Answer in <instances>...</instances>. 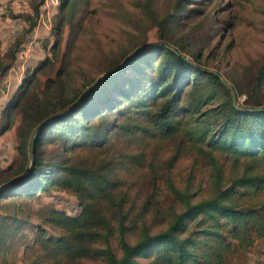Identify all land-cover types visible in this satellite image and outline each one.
<instances>
[{"label": "trees", "instance_id": "16d2710c", "mask_svg": "<svg viewBox=\"0 0 264 264\" xmlns=\"http://www.w3.org/2000/svg\"><path fill=\"white\" fill-rule=\"evenodd\" d=\"M43 1L30 5V15H21L29 28ZM78 1L56 0L53 57ZM148 3L143 9L149 11ZM179 4L177 0L172 13L154 19L159 43L122 50L97 81L82 89L74 86L65 70V51L60 66L47 71L40 86L37 75L53 67L45 57L23 74L1 110L0 133L18 115L14 136L19 161L0 171L6 173L0 186L14 180L0 188V199L62 190L80 206L76 216L51 208L43 219L58 236H40L33 244L56 262L225 264L231 254L264 237V56L249 89L235 78L228 80L229 87L216 71L200 65L204 45L177 42ZM20 44L15 41L0 56V76ZM240 96L245 97L241 103ZM113 137L178 138V145L194 151L207 167L204 196L168 179L170 212L164 228L151 230L152 223L143 217L150 205L145 201L139 210L126 206L133 200L116 175L117 169L136 166L141 159L137 154H120L119 161L106 158ZM156 187L154 183V193ZM1 219L5 216L0 214Z\"/></svg>", "mask_w": 264, "mask_h": 264}, {"label": "rangeland", "instance_id": "374dc122", "mask_svg": "<svg viewBox=\"0 0 264 264\" xmlns=\"http://www.w3.org/2000/svg\"><path fill=\"white\" fill-rule=\"evenodd\" d=\"M37 1L30 0L29 4ZM176 1L79 0L74 18L62 29L59 51L53 57L50 45L54 40L52 29L57 19L56 0H44L39 5L33 28H29L21 18L23 14H31L27 11L26 0H0V13L5 17L0 53L15 41L21 43L11 64L13 66L0 76V84L7 73L21 78L42 59L49 57L53 67L37 75L41 86L45 73H54L61 64L62 54L67 51L65 70L69 72L72 84L82 89L92 80L100 79L104 75L100 73L102 68L112 64L114 56L122 50L128 52L141 44L159 43L154 19L172 13ZM147 2L149 11L143 9ZM179 6L178 21H173L177 25V42L195 47L204 45L201 66L216 71L229 87L228 80L235 78L249 89L264 56V0H180ZM14 84L9 90L0 89V96L4 94V99L9 100L19 83L15 81ZM261 91L264 106V82ZM244 98L238 97V102ZM15 117L17 123L18 115ZM110 143L103 154L106 158L113 157L119 161L120 154H137L141 159L136 166L117 169L116 175L123 181L122 189L129 200H133L126 206L132 205L134 210H139L145 201L150 205L143 217L148 224L152 223L151 230L164 228L167 221L172 201L165 189L168 179L175 186L187 185L190 191L204 196L207 167L194 151L181 148L178 138L152 140L137 137L127 140L113 137ZM0 146V160L11 159L16 149L5 140ZM51 150L52 147L47 148V152ZM4 176L6 173L0 174V179ZM154 183L157 193H154ZM51 208L69 216L80 212L75 196L62 190H50L30 198L12 195L0 199V214L5 216L0 220V255L3 254L0 264H101L88 259L75 263L56 262L35 247L33 243L40 236H58V232L43 222ZM127 238L132 242L134 235L129 234ZM110 243L116 248L114 239L110 238ZM33 258L36 260L31 263ZM225 264H264V237L256 239L249 249L231 254Z\"/></svg>", "mask_w": 264, "mask_h": 264}, {"label": "crops", "instance_id": "0c3cea01", "mask_svg": "<svg viewBox=\"0 0 264 264\" xmlns=\"http://www.w3.org/2000/svg\"><path fill=\"white\" fill-rule=\"evenodd\" d=\"M29 1L30 0H26V3L28 4L27 6H28V10L27 11H30L31 12V8H30V4H29ZM3 13L1 12L0 13V40H1V38H2V36H4L3 35V33H4V28H5V24H4V20H5V17L4 16H1ZM14 17H17V16H14ZM19 17V16H18ZM13 23V21L11 22V24ZM10 46V45H9ZM8 46V47H9ZM7 47V48H8ZM6 48V49H7ZM6 49L2 52V53H0V56H2L3 55V53L6 51ZM16 55V54H15ZM15 61V56H14V60H13V62ZM11 66H13V65H11ZM10 69V68H9ZM8 71V70H7ZM16 79V80H15ZM3 80H4V82L2 83V84H0V89H10V86H12L13 85V87H14V82L16 81L17 82V84L19 83V81H20V77H18V78H16L15 76H14V74L11 76L9 73H7L6 75H4L3 76ZM16 87V86H15ZM15 89V88H14ZM13 89V90H14ZM11 90H12V88H11ZM2 94V93H1ZM4 94H2V96H0V122H1V110H2V108L4 107V105L7 103V101H8V99H4V96H3ZM3 97V98H2ZM4 99V100H3ZM16 118V117H15ZM16 122H15V119H14V122H13V124L10 126V128L9 129H7V130H5V131H3L2 133H0V145L3 143V140H5V142H10V144L14 147V149H15V136H14V129H15V126H16ZM0 148H1V146H0ZM11 159L9 158V159H1L0 160V170H4V169H6L9 165H13V164H16L18 161H19V155H18V153H17V151L16 150H14V154H11ZM3 255V254H2ZM2 255H0V258H1V256Z\"/></svg>", "mask_w": 264, "mask_h": 264}, {"label": "water", "instance_id": "95a60500", "mask_svg": "<svg viewBox=\"0 0 264 264\" xmlns=\"http://www.w3.org/2000/svg\"><path fill=\"white\" fill-rule=\"evenodd\" d=\"M11 182H13V180L12 181H10V182H8L7 184H5L4 186H2V187H6L7 185H9Z\"/></svg>", "mask_w": 264, "mask_h": 264}]
</instances>
